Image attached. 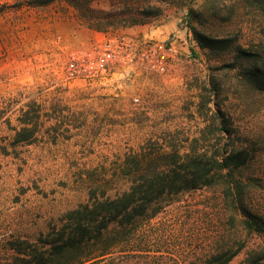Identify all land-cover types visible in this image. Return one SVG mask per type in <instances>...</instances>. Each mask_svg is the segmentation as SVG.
<instances>
[{
  "label": "rangeland",
  "instance_id": "374dc122",
  "mask_svg": "<svg viewBox=\"0 0 264 264\" xmlns=\"http://www.w3.org/2000/svg\"><path fill=\"white\" fill-rule=\"evenodd\" d=\"M131 7L150 13L142 26L130 28ZM189 7L200 14L198 30L237 35L244 47L264 53V0H0V264L13 263L12 244L40 245L41 234L86 203L91 190L115 196L126 189L133 152L196 145L215 151L232 141L250 152L232 177L162 197L126 241L112 223L101 238L49 264H221L240 245L225 264H250L248 252L264 246V234L243 223L245 209L264 215V92L243 80L242 67L225 66L231 55L206 49L194 57L184 26ZM114 31L176 41L177 52L165 55L167 72L136 69L105 83L68 82L70 56ZM217 108L229 117L233 140L201 130ZM27 110L42 124L37 140L15 143L14 128Z\"/></svg>",
  "mask_w": 264,
  "mask_h": 264
},
{
  "label": "trees",
  "instance_id": "16d2710c",
  "mask_svg": "<svg viewBox=\"0 0 264 264\" xmlns=\"http://www.w3.org/2000/svg\"><path fill=\"white\" fill-rule=\"evenodd\" d=\"M126 11L130 14L129 25L142 23L143 16L150 14L134 13L132 7ZM187 13L188 26L200 47L215 56L231 55V61L225 63V66L242 67L243 80L254 90L264 92V53L244 47L238 42L237 35H216L198 30L194 22L200 21L199 12L189 7ZM28 106L30 107V104ZM29 113L30 110H27L24 117L19 119L18 127L14 128L13 142L32 143L37 140L35 134L42 124L37 120L33 121ZM214 117L213 123L207 124L201 130L209 128L220 139L233 140L234 130L229 117L220 108L214 112ZM200 138L195 137V142ZM133 156L136 160L135 169L124 171L130 179L126 189L115 196H98L91 190L86 203L67 211L58 223L51 225L46 233L41 234L40 245L29 241L19 242V245L12 244L11 248L17 252L12 264H49L53 256L62 257L69 251H78L90 241L101 238L104 230L112 223L119 224L126 241L142 228L140 223L137 225L140 218L143 220L152 217L148 213L153 203L166 195L219 184L221 178L226 175L232 177L234 170L247 163L250 152L245 146L232 141L224 142L215 151L196 145L186 151L175 150L173 153L157 152L150 155L133 152ZM163 158L170 160L161 163ZM236 186L240 188V185ZM234 188L231 183L228 184L230 192ZM240 189L242 192V188ZM243 214L245 228L252 234L263 235L264 215L248 209H245ZM240 248L241 245L234 251H228L221 264L232 259ZM37 250L42 251L40 257H34ZM246 260L250 264H264V246L251 249Z\"/></svg>",
  "mask_w": 264,
  "mask_h": 264
},
{
  "label": "built area",
  "instance_id": "2783aa9c",
  "mask_svg": "<svg viewBox=\"0 0 264 264\" xmlns=\"http://www.w3.org/2000/svg\"><path fill=\"white\" fill-rule=\"evenodd\" d=\"M190 41L191 53L197 57L201 48L184 23ZM176 41L159 40L149 35H131L126 32L104 33L88 48L73 53L65 64L63 76L68 82H109L117 74L142 70L147 74L167 72L166 54L177 52ZM139 102V97L134 98Z\"/></svg>",
  "mask_w": 264,
  "mask_h": 264
},
{
  "label": "crops",
  "instance_id": "0c3cea01",
  "mask_svg": "<svg viewBox=\"0 0 264 264\" xmlns=\"http://www.w3.org/2000/svg\"><path fill=\"white\" fill-rule=\"evenodd\" d=\"M173 24H174V22H169V25H170V27L171 28H173ZM140 24H135V25H132L130 28H137L138 26H139ZM140 26H142V25H140ZM154 33H155V31H154ZM158 38H165L166 37V33L165 34H163V35H161V34H159V33H157V35H156ZM204 51V50H203Z\"/></svg>",
  "mask_w": 264,
  "mask_h": 264
}]
</instances>
